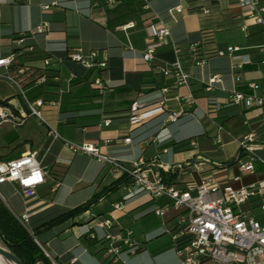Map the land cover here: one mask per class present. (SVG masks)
<instances>
[{
  "label": "crops",
  "instance_id": "0c3cea01",
  "mask_svg": "<svg viewBox=\"0 0 264 264\" xmlns=\"http://www.w3.org/2000/svg\"><path fill=\"white\" fill-rule=\"evenodd\" d=\"M90 1L9 0L2 7L0 58L15 53L16 65L46 70L48 78L44 84L28 86L24 91L32 101L57 103L42 109L49 127L38 119L32 124L30 117L17 127L21 131L8 135L6 141H2L1 129L0 162L36 152L46 171L45 185L29 200L17 185H0V198L10 212L31 232L43 222L86 204L120 179L96 159L74 153L66 141L79 145L95 143L104 152L126 161L143 158L165 168L173 167L162 173L166 180L173 178V184L180 189L189 183L200 184L217 166H226L229 178L238 177L230 182L234 188L264 186V170L247 175L230 166L237 159L244 137L255 133L258 140V132L264 127V110L227 105L233 91L252 93L253 83L262 88L258 94H264V27L248 18L238 0H202L210 10L207 16L193 0H150L149 9L144 0H117L112 6L102 4L99 8H91ZM53 3L59 4L49 11L42 9ZM177 6L183 8L184 14L177 15L174 21L168 10ZM261 6L264 7V0ZM150 22H161L171 34L155 51L153 60L146 62L145 28ZM43 24L48 25V32L30 35ZM128 25L134 27L123 30ZM243 26L247 28L245 32ZM225 32H235L237 36L228 42L220 41ZM23 33L28 37L19 45L17 41ZM224 47H240L237 54L243 60L249 58L251 63L239 69L241 60L214 54ZM65 49L81 50L85 55L96 51L100 58L105 57L108 69L104 77L111 81L112 90L100 96L93 85L97 72L69 59L49 68L44 66L46 58L51 54L63 56ZM178 59L192 76L188 86L177 85L174 77L161 71ZM198 61H203V65L198 66ZM5 73L0 69V80L7 82L0 84V101H6L16 116H29L19 89L1 77ZM8 74L12 75L10 71ZM72 75L76 79L71 81ZM215 76L222 82L208 88L206 82ZM209 97L217 98L225 107L216 111L208 105ZM136 102L145 106L163 103L165 112L131 128L129 112ZM181 112L178 122H166L170 114ZM107 120L110 125L105 126ZM163 128L167 129L163 135L171 134V139L158 143L156 138ZM127 137L132 139L130 144L124 143ZM106 141H110L108 146H104ZM262 147L258 153L264 157ZM179 166L183 168L179 170ZM123 195L122 188L109 191L86 213L42 231L35 241L45 253L44 264H104L107 258L97 256L100 241L85 235L89 229L97 238L105 233H119L141 245L140 252L123 257L126 264H182L170 237L164 234L163 221L170 220L171 214L162 219L155 213L162 201L140 196L122 210H115ZM261 203L260 197H254L240 210L260 218ZM98 220H112L114 226L110 230L97 228Z\"/></svg>",
  "mask_w": 264,
  "mask_h": 264
},
{
  "label": "built area",
  "instance_id": "2783aa9c",
  "mask_svg": "<svg viewBox=\"0 0 264 264\" xmlns=\"http://www.w3.org/2000/svg\"><path fill=\"white\" fill-rule=\"evenodd\" d=\"M9 0H0V20L2 17V7ZM117 0L90 1L91 8L112 6ZM150 0H144L145 8L149 9ZM194 5L205 16L210 14V10L204 6L202 0H193ZM52 5H43L44 11H49ZM239 7L248 12V18L256 25L264 27V7L261 6V0H238ZM170 17L176 21L177 15L184 14L181 6L168 10ZM134 25L123 27V30L133 28ZM49 28L47 24L40 25L30 35L45 34ZM147 48L144 54V61L150 62L154 58L155 51L161 47L170 36V30L161 22H150L146 25ZM246 31L245 26L242 27ZM27 33L21 34L17 43L22 45ZM240 47H227L226 51L216 50L215 55L219 57L229 56L232 59L241 60L237 68L242 69L244 65L251 63V60H243V56L237 53ZM63 56L50 55L44 60L46 68L54 63L62 64L65 60L81 65L84 69L96 71L97 77L93 85L100 96H104L112 90L111 81L104 77V72L108 69L107 59L100 58L99 53L92 51L89 54H83L81 50L69 51L63 50ZM264 55V48L261 49ZM18 60L17 54H11L8 57L0 58V69L6 71L2 78L13 83L24 97L29 109V116L18 117L8 106L0 104V132L4 123H12L19 127L27 122L30 117L37 118L41 123L49 127L44 118L42 109L45 106L54 107L56 102L45 103L41 99L30 100L21 82L16 76L8 74V71L16 66ZM203 65V61L196 63ZM27 67L18 69V74H24ZM165 76H172L176 79L179 86H188L191 81V74L188 73L181 61L178 59L170 67L162 68ZM46 76L36 80L35 86L46 82ZM76 79L72 75L71 81ZM235 80L240 81L239 77ZM222 80L215 76L210 78L206 85L212 88ZM252 93L244 94L233 91L228 98V106H243L246 109L259 107L264 110V94H258L262 90L259 84H251ZM208 105L216 111L222 110L225 105L221 104L217 98L209 97ZM163 103L145 106L138 102L134 103L129 112V125L135 127L145 120L153 118L157 114L164 113ZM183 113L170 114L166 120L167 123H176L182 117ZM105 126L110 125V121H105ZM167 131L163 128L157 135L158 143H165L171 139V134L163 135ZM53 136L59 139L58 134L51 129ZM132 139H124L125 144H130ZM110 141H106L104 146H108ZM66 145L74 152L87 155L96 159L104 166L109 167L116 175L128 177V183L122 187L124 195L120 202L114 206L115 210H122L124 205L140 196H149L151 200L162 201L155 209L157 216L165 219L171 214L170 220L163 221L164 234L170 237L173 248L182 264H264V186L250 185L234 188L231 185L226 166L214 167L212 173L206 177L200 184L189 183L180 189L174 184H169L163 179L162 172L172 171L173 167H162L143 158L133 161H126L108 152L103 151L101 145L95 143L75 144L66 141ZM192 145L194 143L192 142ZM263 150L262 145L257 143V135L251 133L244 137L240 142L239 154L236 159V167L244 174L253 175L256 173V167L259 164L264 165V157L259 155ZM198 169L199 165H193ZM179 166L178 169H182ZM12 183L18 186L25 199L29 200L36 196L38 190L46 183V171L37 160L36 152H28L19 158L0 162V185ZM254 197H260L262 203L260 211L262 216L257 218L250 212L240 210V206ZM26 219V216L23 217ZM114 226L112 220H98L96 227L110 230ZM85 235L91 239H98L101 243L100 252L112 264H126L123 257L135 255L142 247L134 240L124 239L119 233H105L102 236H95L91 230H87ZM183 244V246H179ZM44 253V252H43ZM45 255V253H44ZM35 264H44L42 259Z\"/></svg>",
  "mask_w": 264,
  "mask_h": 264
},
{
  "label": "trees",
  "instance_id": "16d2710c",
  "mask_svg": "<svg viewBox=\"0 0 264 264\" xmlns=\"http://www.w3.org/2000/svg\"><path fill=\"white\" fill-rule=\"evenodd\" d=\"M23 66L24 65L22 64L16 65L9 70L11 74L13 76H16V78L21 82L23 88L34 85L36 80L42 76H46V78H48L46 70L34 68H27L24 74L19 75L18 69ZM0 104L6 106L7 102L0 101ZM258 133L259 138L257 140V143L264 146V127ZM236 162V160L232 161L230 163V166H235ZM256 170H264V165L259 164L256 167ZM162 176L163 179L167 181V183L173 184V178H171L170 180H166V177L163 173ZM127 183L128 177H121L113 185L105 189L101 194H98L86 204L79 206L73 210L65 211L58 216L43 222L38 228L33 229L31 232L10 212V210L5 206L0 198V244L4 247H7L13 254L22 259L25 264H35L37 260L44 257V253L41 247L35 241L36 237L42 231L51 230L58 225L67 223L70 220L86 213L102 198L105 193L109 191H117ZM171 245L173 246L172 241ZM179 246H183V244L180 243ZM141 250L142 248L138 252H140ZM97 256L101 259L103 257V252H99ZM103 262L104 264H109L110 260L107 259Z\"/></svg>",
  "mask_w": 264,
  "mask_h": 264
},
{
  "label": "rangeland",
  "instance_id": "374dc122",
  "mask_svg": "<svg viewBox=\"0 0 264 264\" xmlns=\"http://www.w3.org/2000/svg\"><path fill=\"white\" fill-rule=\"evenodd\" d=\"M243 32H245V31H243ZM237 36V33H235V32H225V33H222L221 35H220V41L222 40V41H230L231 39H233V38H235ZM231 46V45H230ZM226 49H227V47H224V48H222V49H219L220 51H226ZM3 83H7L6 81H4L3 79L2 80H0V84H3ZM37 118H35V117H32L31 118V123L33 124V123H35V120H36ZM21 130L20 129H18L16 126H14L13 124L11 125V127H10V125H5L4 124V126H3V128H2V133H1V137H2V141H6V139H7V137H8V135H10V134H17V133H19Z\"/></svg>",
  "mask_w": 264,
  "mask_h": 264
},
{
  "label": "water",
  "instance_id": "95a60500",
  "mask_svg": "<svg viewBox=\"0 0 264 264\" xmlns=\"http://www.w3.org/2000/svg\"><path fill=\"white\" fill-rule=\"evenodd\" d=\"M0 255L8 259L9 261L15 263V264H25V262L20 259L18 256L13 254L7 247H4L0 244Z\"/></svg>",
  "mask_w": 264,
  "mask_h": 264
},
{
  "label": "bare ground",
  "instance_id": "6f19581e",
  "mask_svg": "<svg viewBox=\"0 0 264 264\" xmlns=\"http://www.w3.org/2000/svg\"><path fill=\"white\" fill-rule=\"evenodd\" d=\"M0 264H15V263L9 261L8 259L3 257L2 255H0Z\"/></svg>",
  "mask_w": 264,
  "mask_h": 264
}]
</instances>
